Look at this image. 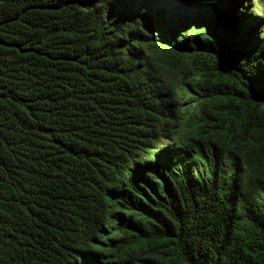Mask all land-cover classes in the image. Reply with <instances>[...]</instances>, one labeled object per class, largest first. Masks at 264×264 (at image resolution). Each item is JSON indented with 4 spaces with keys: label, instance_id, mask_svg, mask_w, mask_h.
Returning <instances> with one entry per match:
<instances>
[{
    "label": "trees",
    "instance_id": "trees-1",
    "mask_svg": "<svg viewBox=\"0 0 264 264\" xmlns=\"http://www.w3.org/2000/svg\"><path fill=\"white\" fill-rule=\"evenodd\" d=\"M0 264H264V8L0 0Z\"/></svg>",
    "mask_w": 264,
    "mask_h": 264
},
{
    "label": "rangeland",
    "instance_id": "rangeland-1",
    "mask_svg": "<svg viewBox=\"0 0 264 264\" xmlns=\"http://www.w3.org/2000/svg\"><path fill=\"white\" fill-rule=\"evenodd\" d=\"M151 2H156L159 1L161 2H174V1H186V0H150ZM251 2L257 7V9H263L264 8V0H251ZM179 103H180V109L181 111H184V107L187 104V98L185 97L184 94L180 95V99H179Z\"/></svg>",
    "mask_w": 264,
    "mask_h": 264
}]
</instances>
